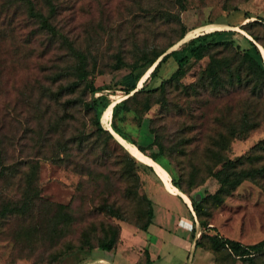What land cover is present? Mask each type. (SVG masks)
I'll list each match as a JSON object with an SVG mask.
<instances>
[{"label":"rangeland","instance_id":"obj_1","mask_svg":"<svg viewBox=\"0 0 264 264\" xmlns=\"http://www.w3.org/2000/svg\"><path fill=\"white\" fill-rule=\"evenodd\" d=\"M51 1L53 9L48 0H32L62 34L41 27L24 0H0V264H111L99 257L114 264H264V250L253 261L241 260L214 248L207 235L243 244L264 238V79L240 61L243 51L254 53L249 31L264 53V0ZM205 24L211 26L201 32L226 31L211 39L201 58L177 53L187 57L178 80L165 81L174 57L148 77L158 52L172 41L183 48ZM184 29L188 38L177 40ZM72 46L86 55L82 78ZM235 71L240 81H227ZM214 72L218 85L208 75ZM140 73L138 87L148 77L147 87L165 81V91L132 97V110L120 112L117 123L144 146L150 126L162 149L141 152L110 124L113 102ZM100 97L111 100L100 118L115 139L84 150L66 143L79 130L93 129L81 102ZM127 152L137 165L128 166ZM215 152L224 160L239 158L238 166L252 172L220 200L211 197L220 185L209 171ZM171 178L181 182L188 202ZM105 195L140 223L148 198L150 223L142 229L93 211ZM191 197H205L206 227ZM112 223L118 239L106 250L99 241Z\"/></svg>","mask_w":264,"mask_h":264},{"label":"trees","instance_id":"obj_2","mask_svg":"<svg viewBox=\"0 0 264 264\" xmlns=\"http://www.w3.org/2000/svg\"><path fill=\"white\" fill-rule=\"evenodd\" d=\"M24 1L27 3L28 11H29L30 15L38 18L39 25L41 27L47 29L52 34H57V33L59 34L60 33L59 30L56 29L54 24L48 19V16L44 15L43 13H41L40 11H38L37 9L34 8L32 0H24ZM48 3L50 5V8L53 9L54 5H53L52 1L48 0ZM244 18H247V17L245 16ZM210 26L211 25L205 24L200 29H194V31L190 35L200 33L203 29H206ZM225 31L226 30H224V29H218V30L208 31V32H204L202 34L195 35L194 37L190 38L191 40L189 39L186 41V44L183 48L173 49L170 52L165 53L161 57V59L155 64L154 68L152 69V71L150 72L148 77L151 78V77L155 76L159 70L160 65L163 62H165L169 57H174V60L176 62V66L171 71L169 77L165 81L178 80L179 77L184 72L183 66H184V63H185V60L187 57L185 55H182L180 57H176L177 53L181 52L182 50H186L189 54H191L195 58H201L205 54L206 50L211 46V44H210L212 41L211 39L213 37L225 32ZM185 32H186V29L182 30L180 32L177 40H181V39L186 38L188 35L187 34L185 35ZM60 34H62V33H60ZM249 34L253 37V39L258 40L257 35L253 31H249ZM246 38L249 41V43L251 44V47L253 48L252 50H254V53L249 52L248 50L243 51L240 61H241V63L246 65V67L250 73L256 74L258 78L261 75V78L264 79L263 57H261L260 51L258 50L255 43L252 41V39H250L249 37H246ZM174 42L175 41L170 42L168 44V47L169 46L171 47L172 45H174L173 44ZM213 42H217V41L214 40ZM262 45L264 47V43H262ZM71 48L79 58V63L77 65V73L79 74L80 78H82L86 72V68H85L86 55H85V53L75 49L73 46ZM167 48H163L160 52H158L157 57L160 54H162V52H164L165 49H167ZM143 57H145V54H141L140 58H143ZM156 58L150 60V64L148 65L149 68L153 67L152 65L156 62V60H157ZM117 61H118V63L123 62V60L121 59V56L117 57ZM142 73H144V72H142ZM142 73L137 74L135 76H132V81L129 82L128 84H126L125 87L123 88L125 91V94L129 93L135 87L137 88L138 82L140 81V79L143 75ZM215 73L216 72H214V74ZM214 74L211 73L208 75L211 79V82L218 85L219 84V78L216 74L215 75ZM234 74H235V77L232 76ZM239 74L240 73L237 71L230 72V77L227 81H230L232 83L234 82V80L240 81V75ZM147 78L144 80L143 84L139 88H137L132 94H130L129 96L117 101L113 105L112 115H111V120H110V124H111L112 128L116 132H118L120 135H122L125 139L134 143L141 150V152H144L146 150V148H148L152 145L158 146L159 149L163 148L160 140L157 137L155 130L149 126L148 132L150 133V135H148V137H150V138H149V141L147 142V144L144 146V145H140L139 143H137L135 139H133V140L130 139L123 132L122 128L119 126L117 121L121 120L123 117L122 114H120V112L125 113V112H129L132 110V107L128 103L129 99H131L132 97L138 96L139 94H141L142 92H145V91H148L150 93H154L157 89H161L162 91H165V81H163L159 85L147 87V85H148ZM224 83H222L223 86H224ZM87 86L90 87V91L94 92L97 90L92 86L91 83H88ZM110 101H111L110 99L104 98V97H100V98H98V100L93 99V101H84V102L82 101L81 107L86 112L91 113V120H92L93 129L87 133L82 131V130H79L75 134H72L70 136L71 138H67L65 142L66 143H75L78 145V148L80 150H84L85 144L91 145V144L96 143V142L104 143L109 138L115 139L114 135L103 124V122L100 118L102 112L110 104ZM72 102H73L72 105L74 107L76 105H78L77 104L78 100L72 99ZM79 106H80V104H79ZM127 155H128V166L132 167L134 165H137V158L128 152H127ZM151 157L156 160V157L154 155H151ZM212 159H213L212 165H214V166L213 167L210 166L209 171H210V174L214 175L220 183L218 189L213 194H211V197H213L215 200H220L224 194L228 193L232 188L237 186L243 179L249 177L252 174L250 169L245 170V169L240 168V166H238V159L239 158H234V159L230 158V159L224 160L221 157V153L215 152L214 154H212ZM156 161H158V160H156ZM220 162H221V165L218 168L214 169L215 165L217 163H220ZM158 169H159L160 173L163 175V177L167 176V174L164 175L162 167L159 164H158ZM131 177H132V172H131ZM166 179L168 180V177ZM171 180L175 184V186L179 188L178 190L181 189L182 191H184L186 193V190H184L181 182L178 179L171 178ZM130 191L133 193H136V190L134 188H131ZM108 196L105 195L103 197V201L101 203L95 205V207H93L92 210L96 211V212L97 211L98 212L99 211H105L106 213H108L111 216H115V217H118L120 219L126 220V221L133 223L135 226L142 228V229H145L146 226L150 223L151 215H152V204L150 203L148 198L147 199L145 198L146 205H147L146 218L143 222L140 223V222L132 221L129 218L127 211L122 209L121 208L122 206H119V205H117V203H115V201H116L115 198L113 199L114 201H112V202L107 201ZM203 199H205V197H203ZM203 199L201 200L199 198L191 197V200H190V198H189V200L192 204V207H193V209H194V211L198 217L199 224L203 227H206L208 222L203 218V214H202V211L204 208ZM56 223H57V220L53 219L52 225H55ZM108 232H109L108 234L102 235L101 239L99 241V246L103 249H106V250H110L113 247L114 243L117 241L118 233H119V226L117 224H114V223L108 224ZM201 235H202V232L199 235V237L195 239V245L199 244V238ZM207 235H208V238L210 240L211 245L214 248H216V249L225 248L230 253L235 254L241 260L253 261L255 256L260 254L264 250V238H262L256 242H253V243L243 244L242 242H240L237 239H233V238H229V237H223V236H220L218 233L207 234ZM148 259H149V256L146 253V260H148Z\"/></svg>","mask_w":264,"mask_h":264},{"label":"water","instance_id":"obj_3","mask_svg":"<svg viewBox=\"0 0 264 264\" xmlns=\"http://www.w3.org/2000/svg\"><path fill=\"white\" fill-rule=\"evenodd\" d=\"M202 33H204V32H201L200 34H202ZM250 38V37H249ZM250 39H252V41L257 45V47L259 48V46H258V43H257V41L255 40V39H253V38H250ZM180 43H182V42H179V44ZM176 47L177 46H175L174 48H170V49H165V51L164 52H162V54H160L156 59V63L161 59V57L165 54V53H168V52H170L171 50H173V49H176ZM259 50H260V48H259ZM260 52H261V50H260ZM155 63V64H156ZM154 64V65H155ZM137 88L135 87L133 90H131L129 93H126V96H124V97H122L121 99H123V98H125V97H127V96H129L130 94H132L135 90H136ZM120 99V100H121ZM117 101H119V100H115L114 102H113V104L112 105H114ZM103 113V112H102ZM111 120V119H110ZM109 130V129H108ZM111 133H112V131L111 130H109ZM113 134V133H112Z\"/></svg>","mask_w":264,"mask_h":264},{"label":"bare ground","instance_id":"obj_4","mask_svg":"<svg viewBox=\"0 0 264 264\" xmlns=\"http://www.w3.org/2000/svg\"><path fill=\"white\" fill-rule=\"evenodd\" d=\"M200 33H201V32H200ZM200 33L192 34V37H194L195 35H198V34H200ZM188 37L192 38L191 36H188ZM188 37H186V38H188ZM186 38H184L183 41H184ZM190 40H191V39H190ZM257 43H258V42H257ZM174 46H175V45H174ZM174 46L171 47V48H174ZM258 46H259V43H258ZM259 48H260V46H259ZM260 50H261V48H260ZM261 53H262V57H263V56H264V53H263L262 50H261ZM263 61H264V57H263ZM155 63H156V62H155ZM155 63H154V64H155ZM154 64L152 65V66H153L152 69H153L154 66H155ZM152 69H151V71H152ZM151 71H150V72H151ZM138 86H139V84H138ZM138 86H137V88H139ZM111 106H112V105H111ZM109 107H110V106H109ZM108 129H109V128H108ZM109 130H111V129H109ZM111 131H112V130H111ZM112 133H113V131H112ZM113 134H114V133H113ZM139 150H140V149H139ZM162 170H163V169H162ZM163 173H164V172H163ZM164 175H165V174H164ZM176 193L179 194L178 192H176ZM190 204H191V202H190Z\"/></svg>","mask_w":264,"mask_h":264},{"label":"crops","instance_id":"obj_5","mask_svg":"<svg viewBox=\"0 0 264 264\" xmlns=\"http://www.w3.org/2000/svg\"><path fill=\"white\" fill-rule=\"evenodd\" d=\"M148 134H146L147 136L148 135H150V133L149 132H147ZM177 192L182 196V198L184 199H186L187 197L180 191V190H177ZM173 194V193H172ZM187 200V199H186ZM186 202H188V200L186 201ZM98 259H106L107 261H109L111 264H114V262L111 260V259H107V258H105V257H103V258H101V257H99Z\"/></svg>","mask_w":264,"mask_h":264}]
</instances>
